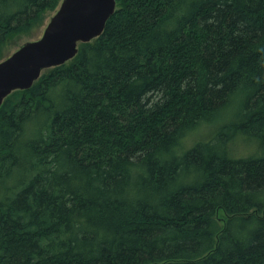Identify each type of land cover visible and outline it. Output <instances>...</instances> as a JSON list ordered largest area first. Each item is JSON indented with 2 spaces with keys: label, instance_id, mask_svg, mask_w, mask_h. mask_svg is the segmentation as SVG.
Segmentation results:
<instances>
[{
  "label": "trees",
  "instance_id": "16d2710c",
  "mask_svg": "<svg viewBox=\"0 0 264 264\" xmlns=\"http://www.w3.org/2000/svg\"><path fill=\"white\" fill-rule=\"evenodd\" d=\"M61 1L0 0V61ZM115 2L0 107V264H264V0Z\"/></svg>",
  "mask_w": 264,
  "mask_h": 264
},
{
  "label": "water",
  "instance_id": "95a60500",
  "mask_svg": "<svg viewBox=\"0 0 264 264\" xmlns=\"http://www.w3.org/2000/svg\"><path fill=\"white\" fill-rule=\"evenodd\" d=\"M115 8V0H62L38 39L0 61V107L12 92L31 88L43 70L72 60L80 43L98 38Z\"/></svg>",
  "mask_w": 264,
  "mask_h": 264
},
{
  "label": "rangeland",
  "instance_id": "374dc122",
  "mask_svg": "<svg viewBox=\"0 0 264 264\" xmlns=\"http://www.w3.org/2000/svg\"><path fill=\"white\" fill-rule=\"evenodd\" d=\"M60 4V3H59ZM59 6V5H58ZM58 8V7H57ZM56 8V9H57ZM56 10H54L53 12H50L46 15V19L44 21V24L43 26L41 27V29L39 31H37L35 33L34 36L32 37H28V36H21V37H18L16 38L15 40H13V43H12V46H10V49L9 51L7 52V55H10L12 52H14L15 50H17L23 43L27 42V41H32V40H36L38 39L46 24L48 23L49 19L51 18V16L55 13ZM2 61V60H1ZM231 107H234V104H232L229 108ZM229 119L230 117L228 116V113L225 114V120L226 119ZM227 119V120H228ZM222 122H220V118L214 123H211V125H205V126H202L203 129L202 131H200L198 134H196L193 139H199V138H202V137H206L207 132H213V131H216V130H219V128L221 127V124ZM206 133V134H205ZM204 134V135H203ZM203 135V136H202ZM243 138V137H242ZM242 138H238L236 139V141L234 143H230L229 144V149L230 151H232V155L233 156H236V157H241V156H248L250 154H253L254 152L257 151V144L256 142H254L253 140H250L248 138H244L242 140ZM246 140V141H245ZM195 141V140H194ZM248 141V142H247ZM191 144V142H190ZM239 155V156H238Z\"/></svg>",
  "mask_w": 264,
  "mask_h": 264
},
{
  "label": "bare ground",
  "instance_id": "6f19581e",
  "mask_svg": "<svg viewBox=\"0 0 264 264\" xmlns=\"http://www.w3.org/2000/svg\"><path fill=\"white\" fill-rule=\"evenodd\" d=\"M238 139V138H237ZM244 138H242V140H243ZM235 140V139H234ZM246 141V140H245ZM248 142V141H247ZM239 156V155H238Z\"/></svg>",
  "mask_w": 264,
  "mask_h": 264
}]
</instances>
